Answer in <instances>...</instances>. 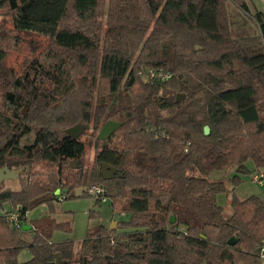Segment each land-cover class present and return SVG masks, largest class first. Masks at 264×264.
I'll return each instance as SVG.
<instances>
[{
	"label": "trees",
	"instance_id": "1",
	"mask_svg": "<svg viewBox=\"0 0 264 264\" xmlns=\"http://www.w3.org/2000/svg\"><path fill=\"white\" fill-rule=\"evenodd\" d=\"M228 1L0 0V169L27 171L17 191L0 190V264H264V202L232 195L228 217L216 202L248 161L264 173V14L252 16L257 35L235 38ZM23 42L33 56L16 70L8 57ZM149 69L170 78L149 82ZM109 120L122 125L94 141L84 167V140L63 131ZM103 165L115 177L102 180ZM83 183L100 184L125 215L115 230L53 242L69 223L28 221L57 189L72 199Z\"/></svg>",
	"mask_w": 264,
	"mask_h": 264
},
{
	"label": "rangeland",
	"instance_id": "2",
	"mask_svg": "<svg viewBox=\"0 0 264 264\" xmlns=\"http://www.w3.org/2000/svg\"><path fill=\"white\" fill-rule=\"evenodd\" d=\"M226 5L231 22L230 28L235 38L247 36L253 37L257 35V27L252 20V16L256 12L264 14V0H229ZM243 7L246 8L247 13L241 11ZM106 10L107 2L105 4L104 11L106 12ZM25 46L27 47L26 43L23 42L20 44V50L9 53V65L16 70L21 69V66L26 67L31 64L30 60L23 61V57H25L28 51L32 49L31 47H27L28 49L26 50ZM31 56H33V54H27V58ZM38 72L39 71H36V73ZM25 110L26 108L22 109V111ZM90 127L89 131L85 135H81V138L84 140L87 147L83 160L84 167H88L92 163L94 155L93 145L100 130L98 129V131L93 133ZM10 146L11 144H8L7 150ZM11 149H13V153L22 154L20 150L12 147ZM73 165L74 167L70 168L76 169L75 167H77V165H75V163H73ZM246 166L250 170L249 174L240 175L239 178L241 181L235 188H232L231 184L227 182L226 187L229 189V192L227 194L217 195L216 197L217 204L224 209V217H228L231 214L230 200L232 195H235L240 200L246 199L250 196H256L264 202V187L258 185L252 180L253 175L255 174V172L252 171V163L248 161ZM12 172L16 175V177L2 180L0 183V190L10 189L17 191L19 189L18 176L21 173L19 170H12ZM223 173L227 179L235 175L233 170H228ZM223 173L220 172L219 174L222 175ZM25 174H27V171H23L21 174L23 177L21 178H24ZM215 177L214 173H212L209 176V179L214 181L216 179ZM92 186H100V184L83 183L74 189L76 197L72 199L64 200L62 196H58L59 194H57L58 200L53 203L52 208L47 205H40L34 208L27 213L28 221L36 224L49 218L57 223H69L71 231L63 232L55 230L52 234L53 242H64L70 240L77 244L85 238L86 230L88 228L99 224L107 227L112 226V229L115 230L118 226V221L123 220V218H120L119 215L112 213L110 200L108 198L106 199V202L101 203L89 193ZM91 213L95 214V218H89ZM180 230H184V228L180 227ZM18 258L20 262H25L30 258V254L27 251H23Z\"/></svg>",
	"mask_w": 264,
	"mask_h": 264
},
{
	"label": "water",
	"instance_id": "3",
	"mask_svg": "<svg viewBox=\"0 0 264 264\" xmlns=\"http://www.w3.org/2000/svg\"><path fill=\"white\" fill-rule=\"evenodd\" d=\"M211 80H212L214 86H217L218 81L215 79L214 76H211ZM183 98H184L183 95H177L176 100L177 101H181V100H183ZM25 111L22 112L23 115L26 114ZM121 125H122L121 123L116 122V121H112V120L107 121L100 128V130H99V132H98V134L96 136V139L97 140H105V139L109 138L110 135L112 133H114ZM84 131H85V126L84 125H75L73 127L65 129L63 131V133L65 135H67L68 137H70V138L77 139L83 134ZM208 133H209V128L207 126H205L204 127V135L206 136V135H208ZM70 167H74L72 162L70 163ZM115 172H116L115 169H113V168H111V167H109L107 165H103L102 170H101V176H102L101 178H102V180L110 179V177L113 176L115 174ZM15 177H16V175L12 171H10L8 168L4 167V168L0 169V183H1L2 180L12 179V178H15ZM63 192L65 193L66 190H64ZM58 193H59V190L57 189L54 192V195H57ZM173 221H174V218L170 217L169 222L172 223ZM28 229H30L29 226H24L23 227V230H28ZM110 229H112V226H110ZM200 237L204 238L203 235H200ZM236 242H237V239L234 238V237H231L227 241V244L229 246H233V245L236 244ZM53 264H62L58 255L56 256V261Z\"/></svg>",
	"mask_w": 264,
	"mask_h": 264
},
{
	"label": "built area",
	"instance_id": "4",
	"mask_svg": "<svg viewBox=\"0 0 264 264\" xmlns=\"http://www.w3.org/2000/svg\"><path fill=\"white\" fill-rule=\"evenodd\" d=\"M146 77H147L146 78L147 81L149 82L158 81L160 83H163L170 78V75L163 73L161 70L149 69L146 71ZM252 180L258 185L264 187V173L262 171L256 173L253 176ZM89 193L92 194L93 197H95V199L99 200L101 203L106 202L107 197L105 196V191L102 188V186H92L91 189L89 190ZM8 219L16 227H19L17 214L15 213L10 214ZM259 255H260V260L264 262V242L262 243V246L260 248Z\"/></svg>",
	"mask_w": 264,
	"mask_h": 264
},
{
	"label": "crops",
	"instance_id": "5",
	"mask_svg": "<svg viewBox=\"0 0 264 264\" xmlns=\"http://www.w3.org/2000/svg\"><path fill=\"white\" fill-rule=\"evenodd\" d=\"M246 167H247V166H246ZM247 168H248V167H247ZM252 171H254L255 174L258 173V172H261V170H254V169H253ZM219 173H220V172H214V175L216 176V177H215V178H216L215 180H217V179H219V178H221V177H224V178H225V174H224L223 172H221V173H223L222 175L219 174ZM255 174H254V175H255ZM254 175H253V176H254ZM218 176H219V177H218ZM59 193H60V190H59ZM59 193H58V194H59ZM65 193H66V192H65ZM63 194H64V192H63ZM56 196H57V195H56ZM62 197H63V196H62ZM216 197H217V196H216ZM63 198H64V197H63ZM259 199H260V198H259ZM57 200H58V199H57ZM57 200H56V201H57ZM260 200H261V199H260ZM116 215H117V214H116ZM119 217L124 219V218H125V215H122V214H121V215H119ZM25 226H28V225H25ZM23 227H24V226H23ZM29 228H30V226H29ZM109 228H110V227H109ZM28 230H30V229H28ZM18 259H19V258H18Z\"/></svg>",
	"mask_w": 264,
	"mask_h": 264
},
{
	"label": "flooded vegetation",
	"instance_id": "6",
	"mask_svg": "<svg viewBox=\"0 0 264 264\" xmlns=\"http://www.w3.org/2000/svg\"><path fill=\"white\" fill-rule=\"evenodd\" d=\"M115 175H116V172H115V174L113 176L110 177V179L113 178V177H115Z\"/></svg>",
	"mask_w": 264,
	"mask_h": 264
}]
</instances>
